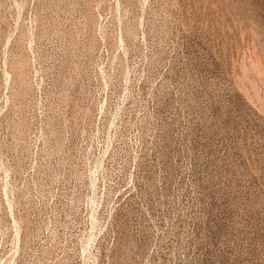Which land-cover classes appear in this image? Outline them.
Masks as SVG:
<instances>
[{
	"label": "rangeland",
	"instance_id": "374dc122",
	"mask_svg": "<svg viewBox=\"0 0 264 264\" xmlns=\"http://www.w3.org/2000/svg\"><path fill=\"white\" fill-rule=\"evenodd\" d=\"M0 264H264V0H0Z\"/></svg>",
	"mask_w": 264,
	"mask_h": 264
}]
</instances>
